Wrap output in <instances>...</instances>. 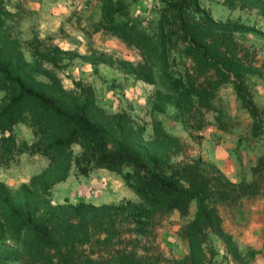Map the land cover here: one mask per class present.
Segmentation results:
<instances>
[{"label":"trees","instance_id":"1","mask_svg":"<svg viewBox=\"0 0 264 264\" xmlns=\"http://www.w3.org/2000/svg\"><path fill=\"white\" fill-rule=\"evenodd\" d=\"M5 1L0 0V168L21 154L45 158L47 164L14 190L0 182V264H149L131 252L86 249L94 242L109 245L119 235L117 225L142 236L153 215L184 214L190 202L196 212L187 246L199 264L193 230L211 227L217 216L205 203L208 189L201 171L170 165L177 138L154 121L152 138L145 140L143 129L125 112L109 114L98 106L90 86L74 81L73 90L65 89L58 72L78 55L34 33L23 46ZM98 1L101 17L93 30L133 47L142 61L132 65L101 53L79 56L93 71L98 64H116L135 80L154 82L152 110L170 105L185 123L191 113L212 109L218 87L230 83L251 118L252 133L264 134V116L245 83L259 71L244 62L235 39L236 34L264 39L260 31L238 20H213L200 0H159L153 34L135 26L125 0ZM221 1L228 9H254L264 18V0ZM18 124L30 130V142L16 139ZM72 168L79 176L94 169L119 175L138 202L52 204V188Z\"/></svg>","mask_w":264,"mask_h":264},{"label":"rangeland","instance_id":"2","mask_svg":"<svg viewBox=\"0 0 264 264\" xmlns=\"http://www.w3.org/2000/svg\"><path fill=\"white\" fill-rule=\"evenodd\" d=\"M39 1H5L6 8L14 12L12 26L23 46L33 33L38 36L39 14H46L34 8ZM125 1L135 26L154 34L159 0ZM44 3L48 7L52 1ZM200 5L209 11L213 20H238L264 35V18L257 10H231L223 6L221 0H200ZM30 7L34 9L29 10ZM100 7L98 0L70 2L69 17L60 23L58 32L72 45L70 51L78 56L66 60L65 68L59 70L62 86L73 90L74 81L90 86L98 106L109 114L125 112L135 127L143 129L145 140L152 138L154 121L177 138L178 148L171 153L170 165L176 168L189 164L201 171L208 189L205 203L217 216V222L211 227L193 230V233L196 231L193 240L199 264H264V134L262 131L257 135L252 133L251 118L230 83L218 87L212 109H202L201 115L191 113L185 123L170 105L161 112L152 110L156 95L154 82L135 80L116 64H98L95 71L87 67V63L83 65L79 56L97 53L132 65L142 61L133 47L101 30H93L101 17ZM40 39L50 42V38ZM235 39L244 62L259 71L246 76L245 83L258 113L264 116V39L249 34H236ZM186 66L190 67L188 62ZM14 134L18 141L31 140L30 130L24 125H16ZM46 164L45 158L21 154L7 168H0V182L14 190ZM121 200L138 202L119 175L102 169L79 176L72 168L66 180L51 190L52 204L83 201L99 205ZM195 212V203L190 202L184 214L175 210L155 214L142 236L131 234L128 226L117 225L119 235L109 245L104 247L94 242L86 250L110 254L116 250L131 252L149 264H194L188 252L187 235Z\"/></svg>","mask_w":264,"mask_h":264},{"label":"crops","instance_id":"3","mask_svg":"<svg viewBox=\"0 0 264 264\" xmlns=\"http://www.w3.org/2000/svg\"><path fill=\"white\" fill-rule=\"evenodd\" d=\"M21 1V0H19ZM52 1L51 5H47L44 3L45 0H41L37 2L38 4H34V8L43 10L46 14L40 13L38 20V36L39 38H50V42L54 45H57L60 49L63 50H71V44H69L66 39L62 38L59 34L58 29L63 19H67L70 14V2L71 0H49ZM30 7L29 10L34 9ZM70 39V38H68ZM84 63V62H81ZM83 65H87L84 63ZM89 65H87L88 67ZM56 186V185H55ZM54 188V187H53Z\"/></svg>","mask_w":264,"mask_h":264}]
</instances>
